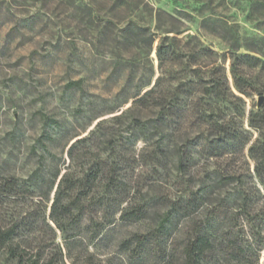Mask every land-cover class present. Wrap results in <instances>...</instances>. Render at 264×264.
I'll use <instances>...</instances> for the list:
<instances>
[{
  "label": "rangeland",
  "instance_id": "374dc122",
  "mask_svg": "<svg viewBox=\"0 0 264 264\" xmlns=\"http://www.w3.org/2000/svg\"><path fill=\"white\" fill-rule=\"evenodd\" d=\"M165 36L175 38L164 85L178 89V114L151 122L154 110L131 105L159 75ZM263 63L264 0H0V174L30 179L44 195L55 174L57 182L91 170L76 202L80 221L57 232L65 264H181L197 233L214 245L208 264H264V184L247 151L264 138L250 125L264 113ZM233 66L248 81L241 89ZM217 75L225 96L207 98L202 90ZM194 114L219 119L234 137L223 155L194 146L191 137L207 130ZM87 137L71 158L70 144ZM179 151L189 153L182 168ZM174 201L184 212L170 208ZM138 206L141 218L119 216ZM165 213L158 242L134 252L133 235L159 230ZM0 262L14 260L0 249Z\"/></svg>",
  "mask_w": 264,
  "mask_h": 264
},
{
  "label": "trees",
  "instance_id": "16d2710c",
  "mask_svg": "<svg viewBox=\"0 0 264 264\" xmlns=\"http://www.w3.org/2000/svg\"><path fill=\"white\" fill-rule=\"evenodd\" d=\"M174 40L175 38L170 39L165 36L159 42L156 49L159 75L156 77L153 86L136 97L131 105L132 108L140 110H154L157 117L152 119L151 122H155L158 117H169V120H175V116L177 117L178 114L173 103L178 89L171 87V85H164L167 68L176 59L177 52ZM262 69L264 70V63ZM232 74L237 88L241 89V86L248 84V81L240 75L239 70L234 66L232 67ZM209 83V87L202 90L207 98H224L226 88L223 75L212 77ZM75 84L79 85L80 81L69 83L67 87H72ZM186 84L191 85L192 83L188 81ZM178 94L185 98L188 97L185 89L179 90ZM182 110L184 114L186 111H184L185 109ZM194 115L203 120V124L207 129L203 133L204 135L191 137L195 143L194 146H198V143L201 142L203 148L212 149L214 154L217 153L216 155H223L230 146L228 141H234V137H228L225 134L224 124L219 119L207 115ZM183 117L188 119L186 115H183ZM135 122L136 127L143 126L140 119H135ZM250 125L259 130V136L264 137V113L256 112L253 114ZM89 137L77 139L70 144L68 154L71 158L75 147ZM199 139L201 140L199 141ZM245 140L244 144L248 143L247 139ZM247 151L256 162L254 172L257 179L264 184V170L258 166L260 164L258 161L264 160V138L261 141L256 138L247 147ZM186 154L189 153L178 152L179 168L183 167L182 159L185 158ZM101 163L102 161H100ZM57 176L58 174L54 175V180H52L48 192L43 195L36 193L30 179L19 180L13 176L0 174V249L5 251L8 259L14 260L13 263L0 262V264H65L62 249L56 243L57 232L66 234L68 223H78L80 221L84 207L76 202H79L82 196L88 194V191L85 190L90 185L93 173L90 170L79 177L66 173L62 174L56 182ZM49 190H53L52 199L49 197ZM243 200L245 202L242 205L244 215L247 220L253 223L254 216L250 209V197L244 196ZM170 208L177 212L184 210L182 206L177 205V201L170 203ZM143 210L141 206H138L130 212L127 210L121 211L119 216L122 219H138L141 218ZM169 220L170 215L165 213L160 218L159 230L134 234L133 241L135 243L132 250L138 253L147 243H157L161 235L159 231L165 229L164 224ZM90 222H95L92 216ZM100 225H104L103 221L100 222ZM67 237L65 235V238ZM230 248L235 252L234 247L230 245ZM181 253V264H208L214 260V245L207 235L197 233L186 240Z\"/></svg>",
  "mask_w": 264,
  "mask_h": 264
},
{
  "label": "water",
  "instance_id": "95a60500",
  "mask_svg": "<svg viewBox=\"0 0 264 264\" xmlns=\"http://www.w3.org/2000/svg\"><path fill=\"white\" fill-rule=\"evenodd\" d=\"M263 100H264V97L260 96L259 99H258V102H257V106L258 107L262 104Z\"/></svg>",
  "mask_w": 264,
  "mask_h": 264
}]
</instances>
